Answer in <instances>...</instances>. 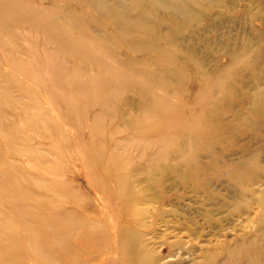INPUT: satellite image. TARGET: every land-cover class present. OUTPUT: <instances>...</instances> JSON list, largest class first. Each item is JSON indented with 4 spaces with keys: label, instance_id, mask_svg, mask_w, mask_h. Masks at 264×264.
Masks as SVG:
<instances>
[{
    "label": "rangeland",
    "instance_id": "obj_1",
    "mask_svg": "<svg viewBox=\"0 0 264 264\" xmlns=\"http://www.w3.org/2000/svg\"><path fill=\"white\" fill-rule=\"evenodd\" d=\"M30 1L48 8L67 6L83 14L85 21L76 22L79 26L69 33L85 34L87 42L93 43L104 56L105 63L56 52V43L43 28L13 20L0 26V91L7 88L12 94H0V256L6 247L15 244L11 233L6 231L7 217L14 216L18 248L23 253L20 257L7 256V263L52 264L32 253L25 239L23 220L17 216L12 201L1 193L14 200L21 197L22 189L29 190L24 200L28 206H43L50 214L76 211L81 217L99 219L110 226L112 211L106 215V207L108 201L119 204L114 192L117 178L132 173V182L141 197L140 206L148 212L141 228L143 240L158 255L157 264H205L214 256L222 264H247L244 255H239L244 237L261 244L259 264L261 260L264 263V168L259 170L263 174L251 184L256 193L240 195L237 191L244 184H234L235 180L227 174L230 167L223 165L259 153L257 164L264 166V116L254 115V124L248 129L236 114L248 110L246 92L255 95L257 89H264V72L256 68L259 61L239 69L243 70L238 72L242 84L235 89L234 97L227 93V99L220 101L211 95L212 101L224 106L230 103L232 108L224 114V121L232 122V127L211 141V148L222 162L220 167L195 173L193 170L186 179L180 174L188 173L179 170L187 168V164L174 169L173 163L182 160L181 153L176 147L170 148L161 157L159 168L155 166L161 186L150 191L146 182L140 184L146 175L137 172L150 164L148 159L160 149L162 134L169 133L172 127L158 131L159 135L154 137L142 130L143 124L152 119L145 116L143 108L131 111L133 90L128 84L119 83L125 78L107 70L106 64L114 65L128 56H136L151 67L160 65L152 62L149 52L130 51L110 21L80 0ZM192 11L185 15L183 10L167 8L165 16L174 15L178 24L167 20L163 25L166 29L172 25L180 28L177 35L182 47L172 46L180 54V64L186 63L193 74L188 76L181 92L171 95L184 106L180 126L200 110L192 106V100L194 92L204 85L201 70L215 75V70L227 66L232 55L247 45L257 57L264 52V0H197ZM84 22L99 25L106 39L89 32ZM8 29L16 30L15 34ZM51 55L66 60L64 77L69 78L70 94L77 100L76 112L67 100L55 99L58 85L48 70ZM193 59L203 62V66ZM171 124L175 125L170 120L168 125ZM88 155L93 157L91 162ZM198 160L206 163L209 159L203 155ZM6 166L14 170L13 182L18 183L14 188L1 178ZM197 183L200 185L195 187L193 184ZM72 191H77L79 197ZM58 227L65 233L68 229L64 222ZM187 227L194 231H188ZM67 236L80 240V234ZM94 257L95 264H106L102 258L96 261Z\"/></svg>",
    "mask_w": 264,
    "mask_h": 264
},
{
    "label": "bare ground",
    "instance_id": "obj_2",
    "mask_svg": "<svg viewBox=\"0 0 264 264\" xmlns=\"http://www.w3.org/2000/svg\"><path fill=\"white\" fill-rule=\"evenodd\" d=\"M80 1L87 4L100 17L110 21L120 41L127 44L130 51L135 53L149 52L152 56V62L160 65L159 68L151 67L136 56H128L127 60H125L126 57L114 65L106 64L107 70H111L121 78H125V81L119 83L128 84L133 90L134 102L131 111L143 108L145 116L152 119V122L143 124L142 130L152 133L151 137H154L159 135L158 131L172 127L169 133L162 134L160 149L156 155L149 157L150 164L146 168L138 170L137 174L144 173L146 175L145 179H140V184L146 182L147 190L150 191H153L156 186L158 187L160 178L158 169L156 170L155 166L159 168L158 164L161 163V157L168 149L173 147H176V150L181 153L180 157L182 159L180 162L173 163V168L177 170V168L184 167L187 164V168H181L179 171L185 170L188 174L183 172L180 174L181 177L185 175L184 177L188 179L187 176L193 170L195 173L206 168H219L222 162L218 154L211 148V141L214 142L215 139L220 138L232 127V122L224 121V114L232 108L230 103H226V106H224L221 103L212 101L211 95L217 96L220 101L227 99L228 96L225 95L227 93H232L231 95L234 97L236 95L235 89L237 86L241 87L242 84L241 74H238V72L242 73L243 70L239 69L250 67V64L253 62L257 64L259 61L256 68L258 67L261 69L260 71L264 72V52L259 53L260 55L257 57L252 53L253 50H251L250 45H247L246 48L240 49L232 55L227 66L215 70V75H210L208 70H201L204 85L198 89L196 94L194 92L192 100V106L198 107L200 110L198 114L180 126L179 122L182 120L184 106L180 102L174 101L171 95L181 92L187 84L188 76L193 74L190 70H187L186 63L183 66L180 64V54L172 46L182 47L180 38L177 35L180 28L174 27L175 25L168 26L167 29L163 28L167 20H173L176 25L178 24L174 15L165 16V9L174 8L180 12L183 10L185 15H190L193 12L192 5L197 0ZM83 17V14L67 6L48 8L35 4L30 0H0V26H5L4 22L8 20H13L43 28L50 39L56 43L54 48L56 52L73 54L79 59H96L98 63H105L104 56L100 54L96 47H93V43L87 42L85 34L80 36L69 33V31L79 26L76 22L85 21ZM83 24L89 32L97 34L101 39H106L107 36L101 33L99 25L88 22ZM9 29L8 31L11 34H15L16 30ZM108 51L111 52L112 50L109 49ZM53 56L49 57L48 70L53 74L54 81L58 85L54 94L55 99L67 100L69 107L76 112L79 109L77 100L70 94L71 83L69 78L64 77V72L67 70L66 60L60 61ZM193 61L203 66V62L200 60L193 59ZM253 71L255 72V70ZM98 85L95 87L97 88ZM171 85L172 89H170ZM257 90L255 95L254 92L245 93L249 98L248 110L239 115L236 113L241 118V123L248 126V129L253 126L256 115L258 117L264 116V89ZM0 94L12 96L11 91L7 88L2 89ZM159 111L160 114H158ZM170 120L175 125H168ZM129 122H131V118L128 120ZM186 139L187 142H185ZM203 155L209 159L206 163L198 160V157ZM260 156L259 153H253L241 161L223 163V165L230 167L227 174L232 180H235L234 184L240 183L245 186L237 191L238 194L248 193L254 195L256 193V189L251 187V184L257 181L261 173L259 170L264 168L263 164L260 163V166L257 164ZM87 159L91 162L93 157L88 155ZM189 165L192 166L189 168ZM13 171L10 166H6L1 172V178L14 188L18 183L13 182L15 176ZM133 176L134 174L131 173L120 175L117 178L114 192L120 200L119 204L108 201L106 207V215L109 210L112 211L111 215L109 214L111 217L109 219L110 226H106L99 219L81 217L76 211H59L50 214L45 212L43 206L42 208L28 206L24 203V200L29 195V190L22 189L21 197L14 200L12 196L6 195L5 192L1 195L3 198L12 201L17 216L24 222L26 242L30 245L32 253L45 263L79 264V262L88 260L86 264H95L93 260L95 256L96 261L102 258L106 264H118V261L121 264H157V262L159 263L158 255L143 240L144 235L141 228L145 225V215L148 212L140 206L139 200L141 197L132 182ZM198 178L199 176L195 179ZM193 185L198 187L200 184ZM76 192L72 191V194L79 197L78 192ZM14 219V216L7 217L6 231L11 233V238H13L15 244L14 246L11 245L12 247H6L4 252L2 251L0 264H8L6 261L7 256L20 257L23 253L18 248V234L15 230ZM192 220H195V218L192 217ZM61 222H64L68 228L66 233L58 227ZM262 222H264V219ZM187 230L194 231L192 227H187ZM69 234H80V240L70 239L67 236ZM242 240L245 244L239 255H244L247 264H259L261 244L250 242L248 237H244ZM261 262L264 264L263 260ZM205 264L222 263H219L214 256L209 258V261Z\"/></svg>",
    "mask_w": 264,
    "mask_h": 264
}]
</instances>
